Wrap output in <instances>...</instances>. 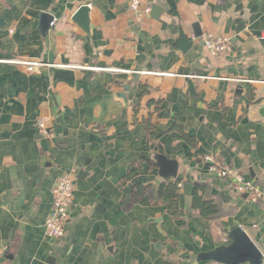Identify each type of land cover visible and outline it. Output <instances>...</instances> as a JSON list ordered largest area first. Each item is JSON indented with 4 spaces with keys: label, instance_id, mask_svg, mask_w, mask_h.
I'll list each match as a JSON object with an SVG mask.
<instances>
[{
    "label": "crops",
    "instance_id": "obj_1",
    "mask_svg": "<svg viewBox=\"0 0 264 264\" xmlns=\"http://www.w3.org/2000/svg\"><path fill=\"white\" fill-rule=\"evenodd\" d=\"M130 1L0 0V264H221L197 257L228 244L231 226L264 251V202L235 192L206 159L264 192V0H140L149 7L141 21ZM81 5L88 32L72 20ZM42 12L54 21L45 35ZM180 31L192 42L184 52ZM207 35L227 38L228 49L211 55ZM155 153L177 160L169 179L206 184L220 216L194 211L181 188L184 215L172 217L158 200ZM65 173L73 200L64 235L51 238L43 222ZM132 183L148 186L139 201Z\"/></svg>",
    "mask_w": 264,
    "mask_h": 264
},
{
    "label": "built area",
    "instance_id": "obj_2",
    "mask_svg": "<svg viewBox=\"0 0 264 264\" xmlns=\"http://www.w3.org/2000/svg\"><path fill=\"white\" fill-rule=\"evenodd\" d=\"M139 5L140 0H131L129 3L130 10L133 12L136 21H141L143 16L149 13V7L140 10ZM53 24L54 21L51 22V25ZM205 47L208 53L215 56L228 49L229 41L227 38L207 35L205 37ZM38 64L40 63H26L29 70ZM111 70L127 72L126 70L120 69ZM36 126L39 134H48L45 121L43 119H37ZM206 159L210 162L209 170L211 172H214L220 177L229 178L233 181V188L235 192L239 194H246L247 197L254 203L259 201L264 202V192L261 191L252 181L244 179L243 175L237 168L218 163L210 155L207 156ZM179 186L181 187V184H179ZM74 190L75 180L73 175L70 173L62 174L52 189L50 211L43 222L44 232L48 237L59 238L64 235L65 221L71 208Z\"/></svg>",
    "mask_w": 264,
    "mask_h": 264
},
{
    "label": "water",
    "instance_id": "obj_3",
    "mask_svg": "<svg viewBox=\"0 0 264 264\" xmlns=\"http://www.w3.org/2000/svg\"><path fill=\"white\" fill-rule=\"evenodd\" d=\"M157 5L152 6L151 17L156 18V14L159 12ZM88 7L81 5L74 13L72 20L77 23L84 31L88 32ZM53 20V16L49 13L42 12L40 14L39 31L42 35H45L49 29L50 23ZM196 29L197 25H195ZM202 35L201 31L195 30L194 36L200 38ZM192 42L182 32L179 33V38L174 43L176 47L182 52L186 51ZM53 60L49 58V64H52ZM154 159L158 166L159 175L163 179L176 178L178 163L175 159H169L164 154L155 153ZM182 192L186 195H191L193 192L194 185L190 182H184L181 185ZM228 244H221L211 250L203 251L198 254V260L200 261H215L221 264H262L264 260V251L259 247L255 241L240 227L231 226L227 232ZM165 264H172L166 262Z\"/></svg>",
    "mask_w": 264,
    "mask_h": 264
},
{
    "label": "trees",
    "instance_id": "obj_4",
    "mask_svg": "<svg viewBox=\"0 0 264 264\" xmlns=\"http://www.w3.org/2000/svg\"><path fill=\"white\" fill-rule=\"evenodd\" d=\"M141 89L145 92L147 87L141 85ZM150 104L154 105L155 113L160 109V101H151ZM146 126V139L149 142H152L156 139L155 134L153 133V123L152 119L148 117L144 120ZM187 137L185 134H183ZM146 161L150 165H153V159L143 158L142 161ZM141 167V162H135L127 170L125 175L122 177V184H128L131 180L139 174V169ZM180 181L177 179H164L159 183L158 186V200L164 206L165 210L174 218H180L184 215L183 209L179 205V197L181 187L179 186ZM208 186L204 183H196L193 192L190 195V206L191 208L198 212L201 216L207 219H213L219 217L221 214L220 208L217 202L211 198L206 197V189ZM132 196L133 201H139L143 198L146 190L148 189L147 185L141 183H132ZM124 212L123 210L117 213V216L113 221L121 222L123 219Z\"/></svg>",
    "mask_w": 264,
    "mask_h": 264
}]
</instances>
